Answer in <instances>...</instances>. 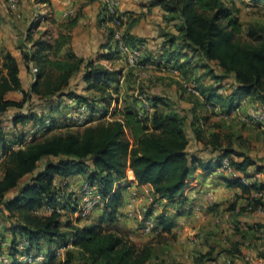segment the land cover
I'll list each match as a JSON object with an SVG mask.
<instances>
[{
    "label": "trees",
    "instance_id": "16d2710c",
    "mask_svg": "<svg viewBox=\"0 0 264 264\" xmlns=\"http://www.w3.org/2000/svg\"><path fill=\"white\" fill-rule=\"evenodd\" d=\"M252 1L264 4V0ZM37 2L49 6V0ZM237 3L238 0H148V6L160 7L165 13L164 19L172 21L175 29L172 33H163V46L168 43L172 48L165 50L163 60L155 62L171 65L185 80L196 83L199 90V96L189 93L191 107L185 114L162 94H146L152 110L139 111L136 108L138 99L129 93L132 88L121 92L119 76L123 67L112 68L102 63H116L119 59L125 64L112 40L111 27L97 56L85 60L69 46L75 18L56 23L47 13L42 19L30 21L24 49L20 51L27 71L36 69L27 90L21 86L15 58L9 52H0V149L5 153L9 146L22 143L28 134L33 135L22 149L6 153L0 162V218L3 223L0 237H4V232L11 235V254L19 242L26 241L28 248L36 251L46 246L47 259L41 264L154 263L158 258L155 244L173 235L178 225L176 218L185 216L190 210L184 190L195 168L211 173L226 158L244 178L253 177L249 170L262 172L260 162L264 159L248 154L250 141L240 130H245L249 124L257 130L256 138L264 144V128L257 123L224 117L242 98L248 97L264 105V23L254 21L244 26ZM42 21L56 23V35L44 29L35 38L34 30ZM125 36L129 45L137 47L126 28ZM199 69L204 70L202 75L197 74ZM78 74L84 84L83 90L89 94L77 93L70 87L71 80ZM205 76L210 77L212 83L204 84L202 78ZM125 77L126 84L129 75ZM222 88L226 90L224 95L218 93ZM9 92H18L21 98L10 99ZM120 95L122 105L112 108L111 120H100L80 128L67 127L60 133H52L59 128V121L50 114H37L31 103L33 97L47 103L65 97L75 105H85L90 119H94L96 116L92 113L98 112L99 117H103L112 102L118 103ZM215 106L219 112H215ZM25 107L28 111H23ZM9 108L17 109L11 119L13 128L29 122L31 132L18 130L11 137L7 136L2 129L1 116ZM218 115L221 116L219 120L210 122L211 117ZM46 118L51 125L37 137L35 127H44ZM190 140L214 156L203 159L189 153ZM127 168L132 171L137 185L151 187L152 201L145 217H151L155 227L161 229L160 234L142 244L122 234L115 225L119 207L131 184L126 179ZM78 174L83 175L88 184L96 186L102 199L92 211L97 214L89 223L72 225L69 219L63 221L77 203L78 197L71 193H65L66 202L61 206L67 212L36 213L46 205L61 203L58 197L65 191L54 184L56 176L66 178ZM219 177L226 186L239 188L245 195L246 204L237 214L264 209V201L254 196L264 193V178L243 183L239 178ZM160 205L162 211L154 215ZM234 209L235 202H232L228 210ZM258 229L251 227L241 232L235 228L240 240L231 243L229 248H221L220 252L239 256V245L245 246L248 237L255 239ZM67 242H71L72 247L65 251L63 260L56 261L52 250ZM194 259L195 264H209L216 260V255L212 250L197 251ZM167 264L181 263L170 260Z\"/></svg>",
    "mask_w": 264,
    "mask_h": 264
},
{
    "label": "crops",
    "instance_id": "0c3cea01",
    "mask_svg": "<svg viewBox=\"0 0 264 264\" xmlns=\"http://www.w3.org/2000/svg\"><path fill=\"white\" fill-rule=\"evenodd\" d=\"M31 1L22 0L21 4L17 5L15 9H10L3 0H0V52H9L15 58L21 86L24 90H27L30 87L34 79L33 73L28 72L25 65L23 64L20 54L21 49H24L23 47L25 45L26 31L28 30L30 21L33 19L29 17L30 19H28L27 23L26 21H22L27 18V16H29L33 5V8L37 9V7H35L36 4L30 3ZM246 1L248 2L249 0ZM238 4L239 7L240 5H243V7L251 9L252 7H249V5L252 4L254 7H257L262 3L253 2L251 4H247L244 1L242 4ZM7 8L11 12H8ZM46 8L49 10L48 15L56 23H63L74 18L76 19L75 26L71 30V40L69 46L75 54L83 57L85 60L90 58L94 59L99 53L100 44L103 42L106 32L110 27L109 24L103 21L102 4L95 0H74L71 5H66L64 0H49V6H46ZM119 10L124 16V26L126 30L132 37H134L137 47H139L142 52L144 51V57L154 61L163 60V54L165 55V50L169 51L172 46L169 47L168 43L163 46V42L165 40L164 36L162 37L163 41H159L161 40V36L158 34L159 29L164 28L165 23H167L164 19L165 13L161 10V8L157 6L149 7L148 0H119ZM17 18L23 19L21 23L16 20ZM43 23H47L49 27H41ZM56 23L50 24L48 22L42 21L40 26L34 30V37H38L39 33L44 29H48L53 35H56L58 31ZM169 24H171L173 27V22L170 21ZM41 28L43 30H41ZM1 61L2 60L0 58V70ZM203 72V69H199L197 74L202 75ZM127 74V71L123 69L119 76V86L121 92H124L128 86L127 83L125 84V76ZM77 76L80 75L78 74ZM202 82L204 84H209L212 83V80L210 77L205 76L202 78ZM226 86L227 85H225V88ZM71 88H75L77 93L89 94V92L83 90L84 84L80 81V77L79 85L76 87L72 86ZM225 88L219 90L218 93L224 95L226 93ZM140 89L141 90L138 91L135 88L130 91L133 96L138 99V105L136 108L139 111L144 108L145 110L151 112L152 108L146 100L145 95L154 93H152L148 87L144 89L143 86H141ZM143 92L145 94H143ZM121 96L122 95H120V100L118 103L112 102L110 104L105 115L110 114L111 116L112 108L121 107ZM7 97L13 100H19L21 98V94L18 92H9ZM168 100L171 101L169 98ZM72 104H75V102L62 97L59 100L53 99L50 103L39 101V104L34 105L33 110L37 114H44L46 111L50 115L51 112L55 110L58 111V114L56 116L53 115V117L59 121L60 129L58 130H62L65 129L62 123L64 120V115L70 110ZM238 104H241V113L240 116L234 115V118H237L240 121H243L240 117L245 116L250 107H259L264 109V105L262 106L258 102L254 101L253 99H249L248 97L240 99ZM10 109L15 108H9L8 110ZM15 110V112H17V109ZM94 113L97 119L92 123H95L105 117V115L103 117H99L98 112ZM243 122L249 123V121ZM1 125L3 131L7 133L8 137H11L14 132L20 130L18 127L13 128L11 119L8 122L2 120ZM247 126H249V124H247ZM29 131L31 132L32 129H29ZM241 131L242 130H240V133ZM256 133H254V138L250 135L243 136L242 133L241 135L251 142L249 144L248 154L254 157V153L251 151L254 144L252 139H254L255 144L258 145L259 150H261L260 158L264 159V144L262 140H258L256 138ZM199 148H201V151L197 152L196 155L198 157L207 159L214 156V153H210L207 149L203 147ZM236 150L244 151V149H239V147H236ZM260 163L263 166L262 172L252 173V171L249 170V172H251L253 175L249 181L264 178V160H262ZM126 179L127 181L131 182L130 185L135 187L141 195L137 206L141 204L143 206L147 203V201H149V203L152 201L151 187L149 185H137L134 181L132 171L129 168L126 170ZM84 180V176L79 174L66 178L59 176L55 177L54 184L63 189V192L65 191L61 196L58 197V201L61 202L59 206H62V204L66 202V199H64L65 193H71L73 194V197L77 196L80 186L83 182H85ZM184 194L188 199V204H191V207L185 216H179L176 219L178 223L180 219L184 218L187 225L202 223L198 228V233L200 234L198 236V245L195 252L198 251L204 253L212 250L213 254L216 255V260L214 261L215 264H264V238L261 236V233L264 232V210L263 213L247 211L237 214L239 213L238 210L240 207H243L246 204L244 199L245 195L242 194L239 188L228 187L216 173H206L197 167L187 179ZM128 195L129 193L126 190L123 205L119 207L118 220L126 221L128 220L126 217L133 220V218L130 217L126 212L127 209L125 207V200L128 198ZM162 202L164 203L165 200ZM232 202H235V209L228 210V207ZM44 207L38 209L36 213L39 215H47V213L44 211ZM161 207L162 206L160 205L155 209L154 215L162 211ZM65 211L67 212L66 209ZM217 218H219V220ZM258 224L261 226L258 227ZM75 225L82 224L77 222ZM178 227L179 225L173 229V235L167 237L174 238ZM251 227H254L255 229L259 228V231L255 233V239L248 237L245 246L239 245V256L232 255L227 252H220L221 248H229L231 247V243L240 240V234L234 231L235 228L242 232L250 229ZM136 233L140 234L141 232L140 230H137ZM152 237L154 236H151V238ZM167 237L163 238L162 241H166ZM3 239L7 244H10L11 235L4 232ZM157 244L158 243L155 245ZM195 252L191 253L190 257L185 261V264H195ZM245 257H248V260H245ZM174 261L180 263L176 260Z\"/></svg>",
    "mask_w": 264,
    "mask_h": 264
},
{
    "label": "built area",
    "instance_id": "2783aa9c",
    "mask_svg": "<svg viewBox=\"0 0 264 264\" xmlns=\"http://www.w3.org/2000/svg\"><path fill=\"white\" fill-rule=\"evenodd\" d=\"M8 8L15 9L18 5V0H3ZM74 0H64L66 5H71ZM102 4L103 7V21L110 25L112 28V40L116 45V48L121 55L125 64L129 67H137L140 63L147 64L148 66H160L167 69L171 74L178 75L179 72L176 69H173L171 65H166L164 63L157 64L154 60L143 62V54L139 47H134L129 45L126 42L125 36V26H124V16L121 14L119 10V0H95ZM244 1V0H242ZM246 1V0H245ZM264 8V6H263ZM116 62H120L118 59ZM35 68L32 69V72H35ZM186 81V80H185ZM186 83V82H185ZM185 87L190 91V93L199 96V90L197 88L196 83L192 81H188ZM241 104H237L229 114L224 115V117H231L232 115L240 116V107ZM214 110H218V107L215 106ZM95 113H92V115ZM243 121H251L259 124L262 128H264V109L263 108H253L247 112V114L243 117H240ZM95 119H90V112L85 107V105H75L72 104L70 110L64 115L63 125L65 128H77L84 127L86 125L94 122ZM100 120H111L110 114L105 115L104 118ZM99 120V121H100ZM44 127L37 125L35 127L38 137L41 132L45 131L46 127L51 125V121L49 118H46L44 121ZM60 129V128H58ZM57 129V130H58ZM33 139V135L28 134L24 141L19 144H13L9 146L4 153L2 149H0V162L5 157L6 153L10 151L22 149L26 143L30 142ZM218 176L227 177V178H239L243 183H247L249 179L244 178L238 172H236L233 167L230 165L228 159L224 158L221 160L220 165L214 171ZM258 175V174H257ZM127 191L129 193L128 198L125 200V207L127 214L136 219L139 223V229L141 234L146 236H156L161 233V229L155 227L154 221L151 217H145L146 207H139L137 203L140 200V193L135 187L129 185L127 187ZM185 191V190H184ZM255 197H260L264 201V193L258 192L254 194ZM77 203L75 206L72 215L75 218V221L72 222L75 224L76 220L84 219L88 217V215L99 205L102 203V199L100 194L97 192V188L95 185H90L87 182H83L80 186L77 193ZM149 205V204H148ZM264 209H257V213H263ZM44 211L47 214L50 213H65V208L59 205H46L44 207ZM178 225L180 227H185V219H180L178 221ZM261 236L264 238V232L261 233ZM72 247L71 242H67L65 245L55 247L52 250V254L55 255L56 258H60L63 260L64 253L66 250ZM47 259V254L43 250H33L28 248V243L26 241H21L15 246L14 252L10 253V244H7L3 238L0 237V264H41L45 262ZM245 260H248V257H245ZM211 264H215L214 261L210 262Z\"/></svg>",
    "mask_w": 264,
    "mask_h": 264
},
{
    "label": "rangeland",
    "instance_id": "374dc122",
    "mask_svg": "<svg viewBox=\"0 0 264 264\" xmlns=\"http://www.w3.org/2000/svg\"><path fill=\"white\" fill-rule=\"evenodd\" d=\"M21 1L22 0H18V5L21 4ZM29 1H31V0H29ZM240 1L241 0H238V3H240ZM30 3L36 4L35 7H37V9L33 8L34 7V5H33L31 13L29 14V16H27V18H25L24 20L21 18H17L16 20L18 22L21 23V21L23 20L22 22L26 21V23H27L28 19H30V18L35 19V18L39 17L40 19H42L43 16L49 12V10L46 8V6L37 2V0H32ZM245 3L251 4V3H253V1L249 0L248 2L245 1ZM250 6L252 7L251 9L243 7V5L242 6L240 5L239 18H240L241 22L243 23V25L246 26L248 23H251L254 21H259V22L264 23V8L262 7V6H264V4H261L260 6H257V7H254L252 4L249 5V7ZM7 11L11 12L8 8H7ZM166 22L167 23H165L164 28L159 29L158 34H159V36H161V40H159V41H163L162 40L163 33H165V32L171 33V32L175 31V29L173 30L172 25L169 24L170 21H166ZM41 27H49V26L47 23H43L41 25ZM41 30H43V29L41 28ZM158 51H159V48H158ZM143 53H144V51L142 52V54ZM143 57H144V54H143ZM143 62H147V60H145V58H143ZM102 63H104L107 66H111L112 68L123 67V69L126 70L128 75H129L128 81L126 82L128 85L127 87H131L132 89L136 88L138 91L140 90L141 86H143L144 89L148 87L152 93L159 94V95L162 94V95L168 97L169 99H171V101L174 103V107L177 108L178 111L182 114H185V112H187V110L191 107V103L189 102V98L191 96L189 94L190 91L185 87V85L188 83V80L185 81V77H183L181 75V73L178 75H173L167 69H165L163 67H160L157 65L151 67V66H148L147 64L145 65L143 63H140L135 68L129 67V66H127L123 63H120V62H116V63L114 62V63L110 64V63L103 61ZM212 66L214 67V64H212ZM215 71L220 72L218 69H216ZM78 85H79V76H76L72 80L70 87H72V86L76 87ZM225 85H226V83H225ZM194 96H196V95H194ZM31 103H32V106H34V105L39 104V101L35 97H33ZM27 108L25 107L23 111H28ZM253 108H259V107H250L248 109V111H250ZM15 111H16L15 109L8 110L5 114H3L1 116V119L8 122L10 119H12L13 115L16 113ZM217 111L219 112V110H215V112H217ZM240 111H241V108H240ZM44 114L46 116H48V112L45 111ZM57 114H58V111H56V110L51 112L52 116L53 115L56 116ZM205 114L209 115L208 112H205ZM220 117H221L220 115L213 116V117H211L210 122L217 121L220 119ZM232 117H234V116L232 115L231 118ZM250 122L251 121H249V123ZM252 123H254V122H252ZM16 127H18V129H20V130L32 129L31 123H29V122H26L23 125L18 124ZM186 130L190 134V130L188 128V125H186ZM63 131H65V129L54 130L52 133H60ZM241 133L243 136H247V135L249 136L250 135L254 138V136H255L254 133H256V130L253 129L249 125L248 128H246L245 130H242ZM252 141L254 143L253 149L251 150L254 153L253 156L255 158H260L261 150H259V146L255 144L254 139H252ZM199 147H201L199 144L195 143L193 140H190L189 146H188V151H189V153L197 154V152L201 151L200 150L201 148H199ZM12 193L13 192H11L10 194H12ZM148 203H149V201H147V203L144 204L143 206H142V204L139 205V207H146V206H148ZM95 213L97 214V212H91L88 215V217L81 219L80 224L83 225V224L89 223L93 219V217L96 216ZM68 219L70 220V222L75 221V218L72 215V213H70L68 216L64 217L63 221L68 220ZM126 219H128V220H126V221L118 220L117 223L115 224L117 229L122 234L127 235L129 238H131L137 244H142L146 240L151 239V236H146V235H142L141 233L140 234L136 233L137 230H140L139 229V223L137 222L136 219L132 220V219L127 218V217H126ZM217 219L219 220V218H217ZM210 221H212V220H210ZM75 223H77V220ZM2 224L3 223H2V220L0 218V231H2ZM201 224L194 223L191 225H187L185 222V227L179 226L174 238L173 237H167L166 241L163 240L162 242L155 245L156 251L158 253V258L154 261V263H150V264H167L168 262H170V260H176V261L180 262L181 264H185V261L190 257L191 253L195 252L197 249L198 238H199L198 236L200 234V233H198V230H199L198 228ZM41 250L45 251L46 246H43ZM56 261H61V260H60V258H56Z\"/></svg>",
    "mask_w": 264,
    "mask_h": 264
}]
</instances>
